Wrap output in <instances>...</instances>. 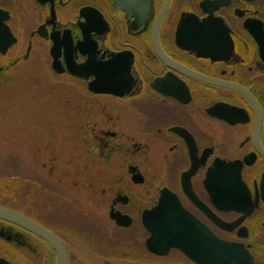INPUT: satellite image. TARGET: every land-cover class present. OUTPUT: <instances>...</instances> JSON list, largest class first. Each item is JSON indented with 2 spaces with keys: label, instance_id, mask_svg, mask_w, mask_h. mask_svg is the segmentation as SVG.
I'll use <instances>...</instances> for the list:
<instances>
[{
  "label": "flooded vegetation",
  "instance_id": "af4514ba",
  "mask_svg": "<svg viewBox=\"0 0 264 264\" xmlns=\"http://www.w3.org/2000/svg\"><path fill=\"white\" fill-rule=\"evenodd\" d=\"M1 87L10 209L66 264H264V0H0Z\"/></svg>",
  "mask_w": 264,
  "mask_h": 264
},
{
  "label": "rangeland",
  "instance_id": "374dc122",
  "mask_svg": "<svg viewBox=\"0 0 264 264\" xmlns=\"http://www.w3.org/2000/svg\"><path fill=\"white\" fill-rule=\"evenodd\" d=\"M13 89L0 88V177L10 178L9 180L12 177V155L17 150L23 149L20 144L17 148L11 144L13 141H11V123L9 122L8 113H11L13 107L17 106V97L22 94L20 89ZM24 106L25 104L22 103L19 107L24 108ZM0 205L11 208L12 200L0 197Z\"/></svg>",
  "mask_w": 264,
  "mask_h": 264
},
{
  "label": "water",
  "instance_id": "95a60500",
  "mask_svg": "<svg viewBox=\"0 0 264 264\" xmlns=\"http://www.w3.org/2000/svg\"><path fill=\"white\" fill-rule=\"evenodd\" d=\"M0 220L11 224H16L36 234L37 236L48 240L58 253L59 264H66L65 254L62 251V248L60 247L59 243L54 237H52V235L46 232L43 228H41L31 220L27 219L26 217L20 215L19 213L3 206H0ZM227 249H229V247H227ZM0 264H10V263L0 258Z\"/></svg>",
  "mask_w": 264,
  "mask_h": 264
},
{
  "label": "trees",
  "instance_id": "16d2710c",
  "mask_svg": "<svg viewBox=\"0 0 264 264\" xmlns=\"http://www.w3.org/2000/svg\"><path fill=\"white\" fill-rule=\"evenodd\" d=\"M9 179L0 177V197L6 199L10 198L13 190V182Z\"/></svg>",
  "mask_w": 264,
  "mask_h": 264
}]
</instances>
